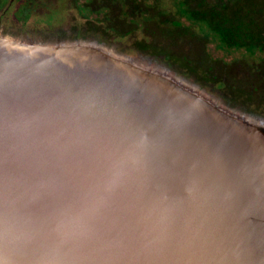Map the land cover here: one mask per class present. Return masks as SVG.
<instances>
[{
  "label": "water",
  "instance_id": "95a60500",
  "mask_svg": "<svg viewBox=\"0 0 264 264\" xmlns=\"http://www.w3.org/2000/svg\"><path fill=\"white\" fill-rule=\"evenodd\" d=\"M105 47L0 33V264H264V118Z\"/></svg>",
  "mask_w": 264,
  "mask_h": 264
},
{
  "label": "rangeland",
  "instance_id": "374dc122",
  "mask_svg": "<svg viewBox=\"0 0 264 264\" xmlns=\"http://www.w3.org/2000/svg\"><path fill=\"white\" fill-rule=\"evenodd\" d=\"M22 1L12 0L7 13H11L15 18L20 16L17 13L16 4ZM92 1L93 4H87L90 12H84L81 10L85 3L84 0H37V6L36 4L32 6L35 9L34 16L36 18L31 25L36 31L42 29L41 31L46 32L52 31V28L58 25L65 27L76 25L87 30L94 29L93 31L98 35L106 36L116 46V43L136 46L135 43L138 42L149 46L150 49L155 48L156 52L154 53L156 54L160 51L166 53L167 59L171 57L172 53L174 56L170 62L172 65L174 64V68L178 65L187 69L190 71L191 79L197 82L195 86L199 89L194 93H198L203 98L207 97L211 103L229 113L234 110L237 115H243L241 113L244 112L252 116L264 117V51L250 56L240 49L217 48L214 38L204 27L200 24H192L187 19L180 17L173 0H134L133 3L122 5L124 12L126 11L125 7L131 11L135 9L136 4L141 3L146 6L140 10V14L135 11L134 19H127L123 14L126 23L125 21L118 23L116 18L122 19L123 15L118 14V16L112 17L109 7L101 4V0ZM114 2L116 1L112 0L113 4ZM155 2L180 24L178 31L168 26V29L171 30L165 37L159 35L158 31H154L156 24H153L152 21L158 19L152 17L148 20L150 17L147 11L157 7ZM132 13L133 11L129 14ZM88 18L92 19V22H88ZM112 27L115 29L112 30ZM4 30L6 28H0V33L4 34ZM177 33L182 36H177ZM41 38L45 39L43 34ZM107 47L103 48L101 53H105L109 57H117L118 59H115L117 62L126 63V58L124 60L123 56H120L121 54L113 48L108 49L110 46ZM150 63L159 67L157 61L150 60ZM142 67L140 66V68ZM145 69L151 71L149 68ZM165 70L170 71L168 68ZM181 84L185 88H190L188 84ZM220 97L231 105L229 103L228 105ZM236 114L234 115L236 116Z\"/></svg>",
  "mask_w": 264,
  "mask_h": 264
},
{
  "label": "trees",
  "instance_id": "16d2710c",
  "mask_svg": "<svg viewBox=\"0 0 264 264\" xmlns=\"http://www.w3.org/2000/svg\"><path fill=\"white\" fill-rule=\"evenodd\" d=\"M114 4L112 0H101V4L109 7V12L112 17L119 15H125V18L134 19L135 11L140 14V10L146 7L143 4H136L134 10H127L125 7V12L122 11V5L133 3L134 0H115ZM175 6L177 7L178 14L180 17L187 19L192 24H200L204 27L207 32L215 40V46L220 49H240L243 50L248 55L252 56L256 53H261L264 51V0H173ZM84 6L81 8L82 11H89L87 4H93L92 0H84ZM157 7L148 10L149 19L152 17L157 18L152 21L156 24L154 31H158L159 35L162 37L167 36L169 30L175 29L179 30L180 24L175 21L170 15L159 7V4L155 2ZM86 6V7H85ZM89 6V5H88ZM90 7V6H89ZM132 14H129L132 12ZM116 18L119 23L121 21L127 22L126 19ZM88 21L90 18L87 19ZM156 22V23H155ZM168 26H170L168 29ZM115 27H112L114 30ZM182 29V28H181ZM62 35L59 36L57 33L45 36V39L41 38V33L38 31H29L25 33L20 32V34L12 35L15 37H25L34 41H59V42H72V41H92L96 44L108 45V49L114 48L118 50L119 54L130 58L132 60H143V61H157L160 67H165L170 70L177 77L188 81L190 84L195 86L197 82L191 79V74L185 68L179 67L178 65L174 68L172 61V53L170 58H166V53L160 51L156 54L155 48L145 46L144 44L135 43L136 46L127 44H117L114 45L106 36L102 37L98 35L94 29L88 30L81 27H74V25H68L61 29ZM185 32L184 30H181ZM187 32V31H186ZM31 33V34H30ZM177 36H182L177 33ZM47 37V38H46ZM54 37V38H53ZM161 37V38H162ZM123 51V52H122ZM123 53V54H122ZM136 53V54H135ZM166 58V59H165ZM158 66V65H157ZM181 66V65H180ZM220 85V84H219ZM226 103H229L222 97H220ZM262 117V116H258ZM264 118V117H263Z\"/></svg>",
  "mask_w": 264,
  "mask_h": 264
},
{
  "label": "flooded vegetation",
  "instance_id": "af4514ba",
  "mask_svg": "<svg viewBox=\"0 0 264 264\" xmlns=\"http://www.w3.org/2000/svg\"><path fill=\"white\" fill-rule=\"evenodd\" d=\"M11 3H12V0H8V1L0 0V28H3V29L6 28V30H4L3 33L6 35H16L24 31H26L25 33H27L28 32L27 30L36 31L35 29H33L31 23H33V21L36 18L34 16L35 9L32 8V6L34 4H36L37 6V0H23L19 4H16L18 7L17 13L20 15L18 17L16 16V18L11 13L10 14L7 13V9ZM42 8L45 11H47V9H45L44 7ZM88 22H92V21H88ZM74 26L76 27V25ZM64 27H65L64 25H58L52 28V31H47V32L41 31L42 29L37 30V31L43 35L46 34L45 36H49L51 34L56 35L57 33L59 34V36H61L62 35L61 29Z\"/></svg>",
  "mask_w": 264,
  "mask_h": 264
},
{
  "label": "bare ground",
  "instance_id": "6f19581e",
  "mask_svg": "<svg viewBox=\"0 0 264 264\" xmlns=\"http://www.w3.org/2000/svg\"><path fill=\"white\" fill-rule=\"evenodd\" d=\"M113 50H114V48H113ZM115 50H116V49H115ZM116 51H118V50H116ZM122 52H123V51H122ZM122 54H123V53H122ZM135 54H136V53H135ZM220 99H221V98H220ZM227 104H228V103H227ZM229 104H230V103H229ZM229 104H228V105H229ZM230 105H231V104H230Z\"/></svg>",
  "mask_w": 264,
  "mask_h": 264
}]
</instances>
